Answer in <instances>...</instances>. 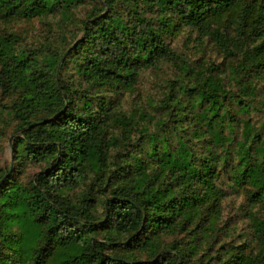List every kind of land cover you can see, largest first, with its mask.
Listing matches in <instances>:
<instances>
[{
  "label": "trees",
  "instance_id": "1",
  "mask_svg": "<svg viewBox=\"0 0 264 264\" xmlns=\"http://www.w3.org/2000/svg\"><path fill=\"white\" fill-rule=\"evenodd\" d=\"M35 17L76 32L0 31V119L17 133L0 264H264V0H0V22ZM185 30L223 67L172 49ZM164 59L181 76L156 106L117 109ZM228 188L248 200L249 252L223 241Z\"/></svg>",
  "mask_w": 264,
  "mask_h": 264
},
{
  "label": "rangeland",
  "instance_id": "2",
  "mask_svg": "<svg viewBox=\"0 0 264 264\" xmlns=\"http://www.w3.org/2000/svg\"><path fill=\"white\" fill-rule=\"evenodd\" d=\"M86 9V5L80 6L76 12L78 15L83 16ZM60 22V17H51L46 23L37 17L30 20L14 19L8 22H0V31H14L22 35L25 34L27 42L30 44L35 43L40 37L44 38L50 33L52 35V32H59L61 28L72 37L76 31H70L69 28L73 26L62 23L60 27ZM167 42L179 55L190 59L192 64L197 67L208 61L215 62L223 67L222 55L216 50L213 43L207 41L206 38L200 39L196 31L185 30L179 34H173L167 38ZM180 76L181 70L177 62L164 59L157 66L144 69L131 90H121L115 97L116 102L118 101L116 108L131 112L134 108L146 106L151 110L156 106L163 93L168 90L170 80ZM6 118H9L8 114L0 119V171L2 170V172H5L14 163L11 144L17 135L14 131L15 122H3ZM38 168L37 165H32L27 169L26 174H32ZM84 187L85 182H82L75 190L71 191V194L76 196V194L83 191ZM223 204L224 218L228 221L232 230L224 237L223 241L236 242L240 244L243 250L249 252L254 246L246 244L248 243L246 240L248 218L243 215V209L248 206V200L245 192H233L228 188V195ZM256 250L254 248V251Z\"/></svg>",
  "mask_w": 264,
  "mask_h": 264
},
{
  "label": "water",
  "instance_id": "3",
  "mask_svg": "<svg viewBox=\"0 0 264 264\" xmlns=\"http://www.w3.org/2000/svg\"><path fill=\"white\" fill-rule=\"evenodd\" d=\"M6 178V175L2 179H0V183L3 182V180Z\"/></svg>",
  "mask_w": 264,
  "mask_h": 264
}]
</instances>
